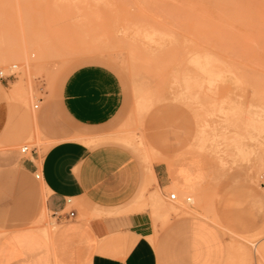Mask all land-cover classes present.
<instances>
[{
  "label": "rangeland",
  "instance_id": "1",
  "mask_svg": "<svg viewBox=\"0 0 264 264\" xmlns=\"http://www.w3.org/2000/svg\"><path fill=\"white\" fill-rule=\"evenodd\" d=\"M2 55L0 69L18 71L4 86L23 83L31 117L61 75L86 64L112 69L125 101L109 134L136 150L123 145L143 173L147 163L170 165L177 155L185 164L182 184L149 186L129 213H150L155 243L181 220L208 221L237 251L231 264H264V0H0ZM1 91L0 141L20 132L22 121L21 99ZM27 145L40 157L49 148L37 132L0 149ZM173 170L175 177L174 163ZM182 186L184 196L175 190ZM156 191L164 206L189 215L154 207ZM55 222L50 214L43 220L50 231ZM203 230L191 229L195 245L206 244L208 231L219 239Z\"/></svg>",
  "mask_w": 264,
  "mask_h": 264
},
{
  "label": "crops",
  "instance_id": "2",
  "mask_svg": "<svg viewBox=\"0 0 264 264\" xmlns=\"http://www.w3.org/2000/svg\"><path fill=\"white\" fill-rule=\"evenodd\" d=\"M93 60L119 72L112 62ZM59 82L32 117L25 93L12 94L1 82L7 98L21 99L22 121L21 131L0 144L16 145L40 132L49 148L31 158L14 148L0 149V229L6 232L0 234V264H231L236 257L228 255L237 251L213 223L204 220L202 225L217 232V241L208 231L206 244L199 241L202 233L195 245L191 229L201 233L203 227L181 220L155 243L150 213H129L147 189L150 174L147 164L143 173L124 146L136 152L133 147L109 134L122 119L125 101L117 74L105 65L86 64L61 75ZM184 166L181 155L170 165H152L157 181L149 186L164 191L174 182L182 184L178 175ZM46 214L58 225L49 236L43 233Z\"/></svg>",
  "mask_w": 264,
  "mask_h": 264
},
{
  "label": "bare ground",
  "instance_id": "3",
  "mask_svg": "<svg viewBox=\"0 0 264 264\" xmlns=\"http://www.w3.org/2000/svg\"><path fill=\"white\" fill-rule=\"evenodd\" d=\"M76 51V50H75ZM0 60L2 61V62H4L5 60H6V57L4 56V55H2V56H0ZM13 67H15V66H13ZM13 67H11V68H13ZM1 82V81H0ZM23 83L22 82H16V83H14V84H12V86H11V89H10V91H11V93L12 94H16V95H18L19 93H24V90H23ZM36 106V105H35ZM35 106H34V109H35ZM36 110V109H35ZM22 149V148H21ZM152 164V163H151ZM151 164H149V163H147V169H148V171H149V174H150V181H149V185H151V183H154L155 181H157V180H155L156 178H155V176H154V174H153V171H152V165ZM155 184H157V183H155ZM148 185V186H149ZM148 186L146 187L147 189H148ZM146 190V189H145ZM177 192H179L180 193V195L181 196H184L185 195V191H187L188 190V187H182V188H179V190L178 189H175ZM173 195V194H172ZM172 195H170V200H172L171 199V196ZM199 196V195H198ZM199 198V197H198ZM176 200H177V196H176ZM196 200H197V198H196ZM200 200V199H199ZM172 201H175V200H172ZM188 201H191V199L190 198H188ZM201 201V200H200ZM151 202H152V204H153V206L154 207H163L164 205H163V201L161 200V198H160V195H159V193L156 191L155 193H154V195L152 196V199H151ZM163 202V203H162ZM164 210H165V214H167L168 216H171L172 214H175V215H179V214H182V215H189V213H187V212H185V211H182V208L180 209V207L178 208V207H176V206H174V205H166V206H164ZM181 215V216H182ZM57 229V227L56 228H54V232H55V230ZM51 231L49 230V229H45L44 231H43V233L45 234V236H49V233H50ZM42 234V233H41ZM40 234V235H41Z\"/></svg>",
  "mask_w": 264,
  "mask_h": 264
},
{
  "label": "built area",
  "instance_id": "4",
  "mask_svg": "<svg viewBox=\"0 0 264 264\" xmlns=\"http://www.w3.org/2000/svg\"><path fill=\"white\" fill-rule=\"evenodd\" d=\"M17 73H18V71H17V68L16 67L9 68L7 70L0 69V81L2 83H7L8 81H11L13 79H16ZM35 109L38 110L39 109V105H36L35 106ZM36 151H37L36 148L27 145V146H24L21 149L20 153L24 157H27L29 154L30 155H33ZM35 179L37 181H40L42 179L41 174L40 173H36L35 174ZM171 199L172 200H176V195L173 194L171 196ZM68 203L71 204V201L69 200ZM70 217H74V213H70Z\"/></svg>",
  "mask_w": 264,
  "mask_h": 264
}]
</instances>
